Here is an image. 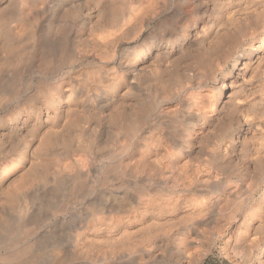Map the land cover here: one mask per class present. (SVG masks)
<instances>
[{
  "label": "bare ground",
  "instance_id": "obj_1",
  "mask_svg": "<svg viewBox=\"0 0 264 264\" xmlns=\"http://www.w3.org/2000/svg\"><path fill=\"white\" fill-rule=\"evenodd\" d=\"M219 242L264 264V0H0V260Z\"/></svg>",
  "mask_w": 264,
  "mask_h": 264
},
{
  "label": "rangeland",
  "instance_id": "obj_2",
  "mask_svg": "<svg viewBox=\"0 0 264 264\" xmlns=\"http://www.w3.org/2000/svg\"><path fill=\"white\" fill-rule=\"evenodd\" d=\"M61 235L58 237V241L60 244L59 249H57V251L61 254H63V250L62 248L66 247V245L68 244L69 241L73 240V238L71 237L72 235H69L68 232V226L66 225H61ZM59 230V232H60ZM64 232V233H63ZM74 235V234H73ZM69 237V238H68ZM221 242H219V244L217 245V249L215 250L214 254L210 255V257L207 259V261L204 264H245L242 260H239V262L237 263H233L231 262L230 259H227L226 255L222 252H219L218 249L221 247ZM0 264H5L4 260L2 261V259L0 260Z\"/></svg>",
  "mask_w": 264,
  "mask_h": 264
}]
</instances>
